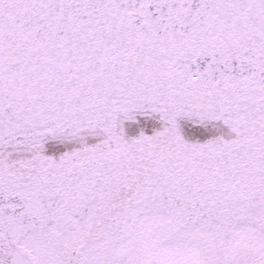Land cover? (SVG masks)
Wrapping results in <instances>:
<instances>
[{"label": "snow or ice", "instance_id": "1", "mask_svg": "<svg viewBox=\"0 0 264 264\" xmlns=\"http://www.w3.org/2000/svg\"><path fill=\"white\" fill-rule=\"evenodd\" d=\"M0 264H264V0H0Z\"/></svg>", "mask_w": 264, "mask_h": 264}]
</instances>
